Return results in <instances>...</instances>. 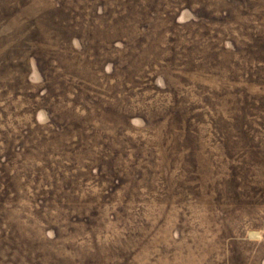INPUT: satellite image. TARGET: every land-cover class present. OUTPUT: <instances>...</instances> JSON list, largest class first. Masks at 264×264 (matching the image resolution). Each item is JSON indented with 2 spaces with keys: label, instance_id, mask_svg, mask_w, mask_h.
<instances>
[{
  "label": "rangeland",
  "instance_id": "374dc122",
  "mask_svg": "<svg viewBox=\"0 0 264 264\" xmlns=\"http://www.w3.org/2000/svg\"><path fill=\"white\" fill-rule=\"evenodd\" d=\"M0 264H264V0H0Z\"/></svg>",
  "mask_w": 264,
  "mask_h": 264
}]
</instances>
